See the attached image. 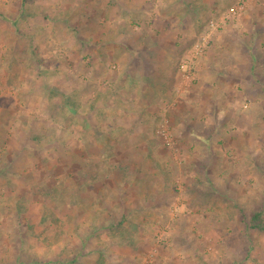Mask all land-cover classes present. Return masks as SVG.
Here are the masks:
<instances>
[{"label": "rangeland", "instance_id": "rangeland-1", "mask_svg": "<svg viewBox=\"0 0 264 264\" xmlns=\"http://www.w3.org/2000/svg\"><path fill=\"white\" fill-rule=\"evenodd\" d=\"M15 1L0 0V264H31L35 257L48 264L40 258L52 255L60 242L65 252H84L70 264H264V232L248 228L255 212L264 213V125L257 170L248 161V149H227L239 133L218 136L227 146L216 149L220 162L208 167L213 178L214 171H222L214 182H197L207 164L194 168L181 144L188 133L172 128L175 115L188 112L186 98L205 86L200 75L210 79L206 73L212 67L225 83L223 104L215 102L225 112L221 122L229 124L233 114L238 120L240 110L264 112V0H165L159 9L170 11V19L128 20L122 28L110 20L86 22L72 12L75 6L68 9L77 17L70 22L62 14L29 18L48 15L51 6L41 3L25 5L28 20L20 23ZM62 25L69 39L57 30ZM27 29L36 35L22 37ZM143 38L150 46L179 44L163 54L170 66L169 92L160 96L157 91L147 108L140 99L141 83L122 79L130 72L124 49L116 58L106 52L111 43L141 46ZM249 46L257 51V68L250 69ZM137 55L132 61L141 59ZM182 64L189 66L187 72ZM65 72L70 78L55 79ZM54 79L70 89L76 113L67 111L72 105L66 98L49 99ZM246 120L232 130L243 132L237 128ZM142 141L146 147H139ZM122 162L133 165L126 171V189L142 188L143 178L151 181V197L140 191L128 205L119 201L115 193L122 188L113 189ZM245 170L251 177H244ZM89 186V193L81 194ZM248 191L257 197H244ZM241 198H247L246 207L239 208Z\"/></svg>", "mask_w": 264, "mask_h": 264}, {"label": "crops", "instance_id": "crops-1", "mask_svg": "<svg viewBox=\"0 0 264 264\" xmlns=\"http://www.w3.org/2000/svg\"><path fill=\"white\" fill-rule=\"evenodd\" d=\"M12 1H15V0H12ZM17 1L18 2H16V1L15 2L17 4H19V8H20L17 18L19 19L18 22L21 23L25 19H27L26 18L27 14H25V12H24L25 11L24 6L27 5L28 3L24 2V0H17ZM164 1L165 0H63V1L52 0V1L48 2L47 0H43V1L33 0L30 2L32 5H36L38 3L47 4V5L51 6V10L48 12L49 16L48 15L44 16L42 14H38L35 17H29V18H33L35 20L43 21L44 18H49V17L54 18L53 17L54 15L62 14V17L63 18L66 17L69 21V20L77 18L75 16L73 18L71 17L72 12L73 13L77 12L79 18H81L84 21L87 20L86 22L110 20V21L116 22V24L119 23V28L120 27L122 28V26L124 27L125 25H127L126 23L128 20H132L135 22L136 21L145 22V21L158 20V19H161V20L170 19L172 17L170 11H167L165 8L159 9V5L161 3H162V5H164ZM72 6H75L73 10H72ZM69 8H71L72 12H71V10L68 11ZM30 15H31V13H30ZM17 18H15V20H17ZM58 18H60V17L58 16ZM58 18H57V20H58ZM29 20H31V19H29ZM33 26H34V24L32 23V27ZM67 27L70 31V28L68 25H67ZM56 28H57V30L62 31V36L64 38H68L69 32L66 33V28L63 25H62V27L56 26ZM25 31L26 32H25V34H22V37H27L26 35H30L31 37H33L36 35V32H34L33 29H30V30L27 29ZM40 32L45 34L43 32V30H40ZM128 32L130 34H132L131 30H128ZM18 37H20V36H18ZM63 37L60 40V41H62V43H64ZM142 41H144L143 42L144 44L141 43L142 44L141 46H136V47L133 46L132 48L130 46H128L127 49H125L124 46H120L118 44L116 45V44L111 43V46H110L111 49L107 50L106 52L109 53L110 57L116 58L117 54L119 52L123 51V50H121V48L124 49L125 54L128 56V58H127L128 64L125 66L130 69V72L126 76H123L122 79L127 80V82L129 84H133V83H137V82L141 83L142 90L140 93H142L141 94L142 98H140V99L142 102L145 103L146 108H147L150 106L149 105L150 103L155 101L154 98L156 97L157 91L159 92L160 96L162 94L167 95V93L169 92L166 89V87L168 84V73H169L168 69H170V66L165 63V61L163 59V54L164 53L168 54L170 52V49L172 52H174V48H178L179 44L176 43V44L172 45L173 47L170 46V49H169V47H166V46L163 47L162 45L150 46L149 44H146L145 38H143ZM250 46L246 47V49L251 54V60H252L251 66L252 67H250V69H253V68H257L259 66V62H258V58H257V54H256L257 51L252 50V48ZM36 48H37V46H34V50ZM37 49H40V48H37ZM44 49H46V48H44ZM97 50H98V48H97ZM38 51L41 52L43 57H44V55H46L45 50H42V49L36 50L37 53H39ZM139 53H141V56H142L141 59L137 60V62L132 61V58L133 57L136 58V56H138L137 54H139ZM98 64L101 65L100 62L97 60L96 65H98ZM66 65L68 67V64L64 63V67ZM22 66L24 67V65H22ZM34 66L35 65H33V67ZM213 69H216V68L212 67V71H210L211 73L210 74L206 73L209 75L210 79H206L205 77H203L205 73L200 75L202 77L200 78L199 81L202 80L201 82H204V84H202V85H205V86L204 87L202 86L200 88L201 92H198V94H195V95L192 94V92L194 91V90H192L191 95H194V96H191L192 98H186V102H185L186 105L188 106V108H187L188 112L178 113L177 115H175V118H178V121L173 119V122H172L173 131H175L176 133H178V132L180 133L181 131H184V133H188L189 139L185 143H181V144L185 149L189 150V153L191 154L192 165H194V168L197 167L199 169V167H198L199 164H207L206 171H205V169H203L204 170L203 171L204 177H202L199 180H197V178H195V180H197V182H205V181L206 182H214L213 179L216 180V177H218V173L219 174L222 173V171H218V172L214 171L216 177L213 178L211 175H214V174L208 172V169H209L208 167H211V166L218 164L220 162V158H218L216 160L215 154L217 152L216 149H220L221 146L223 148H225L227 146L226 143H223V142L221 143L220 142L221 140H218L219 137H223L224 135H225V137L227 136L229 138V137H231L232 133H235V134L239 133V137L237 138V140L230 139V141L227 142V143H230V144H228L227 149L229 147H231V148L236 147L238 149L240 148V149H244V150L248 149V151L245 152V154H248V156H247L248 161H250V163L255 166V167L253 166L254 170H257L258 165H261V162H262L261 160H258L261 162L259 164L256 163L257 160H255L256 159L255 154H257L258 149L262 148V147L260 148V145H258V143L261 142L260 139L262 137V136H259L258 133H261L263 130V125H264V121H263L264 112H262L263 110H261V108H259V109L257 108V110H255V111H253V110H240L239 111L238 120H240V119L246 120L248 117H251V120H248V121L246 120L248 122V124H245L243 126H239L237 128L238 130H239V128H242L241 131H243V132H237V130H232V127H234L238 123V120L233 119V117L235 118L234 114L232 116H229V118H230L229 124H227V122H224V123L221 122V120H219V117H223L224 111L219 106H216L215 102H216V100H218L221 102V104H223L225 96L223 94L224 92H222V91H224L225 83L223 81V75L220 74L221 72L216 73L215 71H213ZM200 71H201V69H200ZM37 73L38 72H36V74ZM252 76L256 77L255 75H252ZM67 77L70 78V74L68 72H65L64 74L62 73L59 77H57L55 79L61 78V79L65 80V78H67ZM118 77L119 76H117V78ZM48 79L49 78H47L46 81H49ZM55 79L52 80L53 82L50 84L55 85V87L59 91H62V92L70 91V89L65 90V88H62L60 85L62 82L55 80ZM1 80H2V82L5 81L3 79H1ZM208 80L210 81L211 84H209ZM6 84H8V80H7ZM217 87H219L220 89H218ZM220 93H222V94H220ZM135 96L131 95L130 97H135ZM217 96H219V97H217ZM245 97H247L246 94H245ZM256 97L257 96H255V98ZM53 99H56V98H52L50 100H53ZM200 105H201L202 109H198V106H200ZM260 110L262 113L260 112ZM224 114H225V112H224ZM258 114L260 116V119H258V117H257ZM217 119H218V121H217ZM184 137L186 138V135H184ZM136 141L140 142V140H136ZM223 141H225V140H223ZM146 146H147V144L145 141H142V144L139 145V147H146ZM204 153H206L208 155V156H206V158L202 157V155H201ZM241 153H244V152L240 151V154ZM196 155H198V157H195ZM220 157H222V156H220ZM251 158H253V159H251ZM200 159H202V160H200ZM203 159L205 160V163H203ZM246 159L247 158H245V156H244L243 161ZM252 160L254 162H252ZM122 163L124 165L119 164L120 166H122L121 178H119V180L116 181V183L114 185V189H113V190H118V187L122 188L120 195L119 194L117 195V193H115V191H114L117 198H120L119 201L122 202V200H123V203L128 205L130 200L135 199L133 197L137 196V194H139L140 191L142 193H144V196L149 195V197H151L150 194H148L149 192L147 191V189L150 187L151 181H145L143 178H139L140 181L145 182V183H143L142 188L137 189L135 192H133L129 189H126V188H130V185H129L130 183L128 180L129 173L126 171L127 170L132 171L133 165H131L130 163H125V162H122ZM199 170H201V168ZM197 172H201V171H197ZM194 174H195V172H194ZM248 174H249V172L246 170H245V173H243L244 177H247V176L251 177ZM87 175H88V173L86 171H84L82 177L84 176L86 178ZM138 175L142 176L140 174H138ZM195 176L196 175H193V177H195ZM143 177H144V175H143ZM157 181L159 183L158 184L159 190L161 191L162 188L160 187V185L162 184L163 177L162 178L159 177V179ZM82 186L83 185L81 183L79 185V187H82ZM212 186L213 187L210 188V191L213 192L216 186L215 185H212ZM91 187L92 186L85 187V189H84L85 192L83 191L81 194H88L89 189ZM123 188H125V189H123ZM159 190H158V192H159L158 195L160 196V194L162 192L160 193ZM131 192H132V195H131ZM243 194H244V197H245V195H250L251 198L257 197L256 195L253 196L252 192H249V191L246 193L243 192ZM113 196H114V194H113ZM94 197H98L100 200L102 199L101 196L98 194V192H96L94 194ZM137 198H140V196L138 195ZM149 200H150V198H149ZM149 200H147V201L150 202ZM247 201H248L247 198L242 199V201H240L239 208L240 207H246L248 205ZM256 202H257V200L254 201V203H256ZM78 207L81 208V205H79ZM79 210H81V209H79ZM192 210L195 211V209L193 207H192ZM110 211L112 212V210H110ZM258 211H261V210H258ZM40 222H41L40 220H38L36 222L37 227L40 226L39 225ZM48 223L49 224L47 226L50 227L51 223L50 222H48ZM249 233H252V232H249ZM61 243L62 242L54 245L56 249L52 255L45 258V260H42L41 258H40V260L44 261V262L48 261V264H66L71 260L78 261V260H80V258H83L84 252H81L78 254L65 252L64 251L65 248L61 247L62 246ZM123 245H124V243L121 242V247H123V248L129 247L128 244L127 245L125 244L124 246ZM82 246H84V243L82 244ZM82 246L79 247V250H80V248L82 250ZM133 248L137 249L138 244L136 246H133ZM37 255L40 256V254H37ZM15 259L19 260V258H15ZM29 261L31 262V264H39L40 263L39 261H37L36 257L31 258ZM32 262H34V263H32ZM68 264H70V263H68Z\"/></svg>", "mask_w": 264, "mask_h": 264}, {"label": "trees", "instance_id": "trees-1", "mask_svg": "<svg viewBox=\"0 0 264 264\" xmlns=\"http://www.w3.org/2000/svg\"><path fill=\"white\" fill-rule=\"evenodd\" d=\"M31 1H33V0H24V2H27V3H30ZM58 96L66 98L67 103L72 105V107L68 108L67 111H71V110L73 111L74 110V112L76 113L79 110L78 104H76L73 101V99L70 97V94H68L66 92L59 91L56 87H54L51 90V94H50L49 98L52 99V98H56ZM44 195L47 198H50L52 196L50 192H45ZM118 228L123 229L121 226H117V229ZM248 228L250 230L264 232V213L263 212H255L253 214V216L251 217Z\"/></svg>", "mask_w": 264, "mask_h": 264}, {"label": "built area", "instance_id": "built-area-1", "mask_svg": "<svg viewBox=\"0 0 264 264\" xmlns=\"http://www.w3.org/2000/svg\"><path fill=\"white\" fill-rule=\"evenodd\" d=\"M212 25H213V23H212ZM188 67H189V66H187L186 64H182V65H181V69H183V70L186 71V72H187V70H189Z\"/></svg>", "mask_w": 264, "mask_h": 264}]
</instances>
